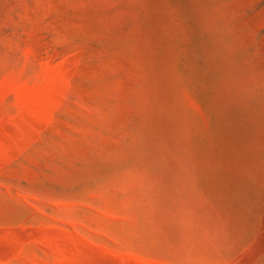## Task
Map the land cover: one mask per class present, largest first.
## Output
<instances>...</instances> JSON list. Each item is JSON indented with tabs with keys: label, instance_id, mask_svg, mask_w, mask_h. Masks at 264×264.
<instances>
[{
	"label": "rangeland",
	"instance_id": "374dc122",
	"mask_svg": "<svg viewBox=\"0 0 264 264\" xmlns=\"http://www.w3.org/2000/svg\"><path fill=\"white\" fill-rule=\"evenodd\" d=\"M0 264H264V0H0Z\"/></svg>",
	"mask_w": 264,
	"mask_h": 264
}]
</instances>
